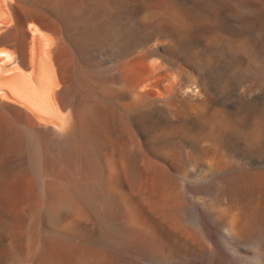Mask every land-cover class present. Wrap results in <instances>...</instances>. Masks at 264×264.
<instances>
[{"label": "bare ground", "instance_id": "bare-ground-1", "mask_svg": "<svg viewBox=\"0 0 264 264\" xmlns=\"http://www.w3.org/2000/svg\"><path fill=\"white\" fill-rule=\"evenodd\" d=\"M0 264H264V0H0Z\"/></svg>", "mask_w": 264, "mask_h": 264}]
</instances>
